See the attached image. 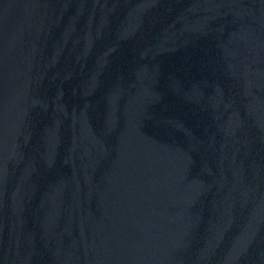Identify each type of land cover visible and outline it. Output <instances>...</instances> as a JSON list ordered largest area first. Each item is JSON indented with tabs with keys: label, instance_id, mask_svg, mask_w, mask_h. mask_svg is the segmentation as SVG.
Instances as JSON below:
<instances>
[{
	"label": "water",
	"instance_id": "water-1",
	"mask_svg": "<svg viewBox=\"0 0 264 264\" xmlns=\"http://www.w3.org/2000/svg\"><path fill=\"white\" fill-rule=\"evenodd\" d=\"M0 264H264V0H0Z\"/></svg>",
	"mask_w": 264,
	"mask_h": 264
}]
</instances>
